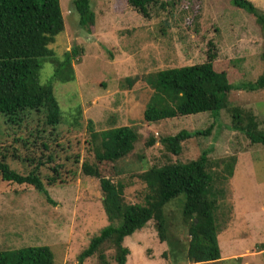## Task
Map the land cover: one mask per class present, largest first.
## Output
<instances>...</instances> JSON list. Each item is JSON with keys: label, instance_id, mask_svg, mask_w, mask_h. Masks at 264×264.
<instances>
[{"label": "rangeland", "instance_id": "374dc122", "mask_svg": "<svg viewBox=\"0 0 264 264\" xmlns=\"http://www.w3.org/2000/svg\"><path fill=\"white\" fill-rule=\"evenodd\" d=\"M74 1L60 0L65 29L49 45L55 56L43 62L38 75L41 85L53 89L61 124L49 127L39 113L20 125L0 116V162L23 176H39L52 199L48 202L33 186L4 181L0 172V250L49 246L54 264H78L91 239L109 225L100 180L82 172L86 162L97 165L92 123L96 132L124 126L138 132L130 155L98 165L103 177L125 185L128 204H146L143 173L197 160L206 152L221 230L222 260L216 264H264V146L235 131L231 114L233 108L253 114L264 132V90L232 91L229 109L218 117L203 113L156 123L143 118L149 105H168L166 94L153 85L162 70L206 63L215 56L216 71L226 72L231 84L255 83L264 74V32L255 17L230 0H159L148 7L147 17L128 0H92L95 25L88 27L80 24ZM249 1L264 11V0ZM74 49L73 69L66 66L64 72H74L75 80L63 83L55 70ZM128 79L135 81L130 85ZM210 128V135L183 142L179 155L160 142L183 130ZM151 139L157 140L152 147ZM185 205L183 194L165 207L164 243L155 221L125 240L131 250L128 264L185 263L190 242ZM101 252L116 264L114 246L106 244ZM99 255L84 264H101Z\"/></svg>", "mask_w": 264, "mask_h": 264}, {"label": "trees", "instance_id": "16d2710c", "mask_svg": "<svg viewBox=\"0 0 264 264\" xmlns=\"http://www.w3.org/2000/svg\"><path fill=\"white\" fill-rule=\"evenodd\" d=\"M158 2L159 0H128L130 6L145 17L149 16L148 7L157 6ZM230 2L254 16L264 32V11L259 10L249 0ZM74 4L80 24L94 26L92 0H75ZM64 29L60 0H0V116L5 117L7 123L20 125L31 114L39 113L45 117V123L49 127L55 129L61 124V109L53 89L51 86L41 85L38 75L43 62L55 56L49 45L54 43V39ZM77 56V49L65 54V61L55 70L57 80L63 83L75 80L74 72L73 75L71 72L67 74L64 68H72V61ZM214 60L215 56H210V61L206 63L158 72L153 85L166 94L168 105H149L143 113L144 121L156 123L203 113L218 117L223 110L229 109L228 98L232 91L264 90V74L253 84H231L226 72L216 71ZM128 81L131 85L135 80ZM231 114L235 131L243 132L253 145L264 146V132L259 129L253 114L240 108H233ZM90 128L97 165L96 162H86L82 165V172L85 176L100 180L104 193L103 206L109 225L91 239L88 248L79 255L78 264H84L98 253L101 264H109L106 255L101 252L106 244L114 246L116 264H127L131 250L124 245L125 240L143 230L151 221L156 222L159 239L164 243L167 240L165 207L183 194L186 195L184 222L190 224V242L184 253V264L221 262L222 253L218 240L221 230H218L215 213L218 204L213 199L214 194L211 195L213 175L208 164V154L204 152L197 160L154 167L143 173L140 178L149 189L146 204H128L124 198L125 185L115 184L103 177L98 165L115 163L130 155L135 149L138 132L129 126L96 132L91 123ZM210 134L211 128L206 132L195 133L183 130L175 136L163 138L160 142L169 152L179 155L183 142L195 136ZM156 143V139L149 141L151 147ZM228 171L231 177L233 170L229 168ZM0 172L4 181L33 186L45 195L48 202H52L39 176H23L2 162ZM261 248L264 251V244ZM54 262L55 255L49 246L0 250V264Z\"/></svg>", "mask_w": 264, "mask_h": 264}, {"label": "crops", "instance_id": "0c3cea01", "mask_svg": "<svg viewBox=\"0 0 264 264\" xmlns=\"http://www.w3.org/2000/svg\"><path fill=\"white\" fill-rule=\"evenodd\" d=\"M128 264V263H127Z\"/></svg>", "mask_w": 264, "mask_h": 264}]
</instances>
